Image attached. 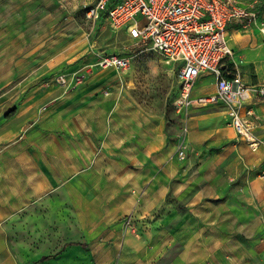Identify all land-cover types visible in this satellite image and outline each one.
<instances>
[{
  "label": "crops",
  "instance_id": "0c3cea01",
  "mask_svg": "<svg viewBox=\"0 0 264 264\" xmlns=\"http://www.w3.org/2000/svg\"><path fill=\"white\" fill-rule=\"evenodd\" d=\"M11 1L16 6L19 0ZM70 2L83 3L84 11L95 0ZM40 11V6L34 10ZM61 16L58 12L56 20ZM258 23L263 24L259 16ZM92 25L107 27L103 21ZM227 44L241 60L243 82L264 84V32L233 25ZM194 86L197 98L216 91L210 75ZM101 102L88 101L96 107L90 115L102 116ZM247 105L256 115L252 130L258 147L253 150L230 126L220 125L222 116L212 118L207 130L202 121L191 120L190 155L182 162L172 158L171 144L151 123L139 130L141 147L117 145L115 160L106 142L96 145L99 134L97 139L85 136L82 144L88 147L67 165H57L38 199L0 205V234L8 242L0 246V264H44L53 253L66 252L65 242L80 241L89 243L90 257L75 264H102L99 247L107 264H259V249H264V103L253 99ZM209 109L221 106L193 108ZM65 169L85 172L64 181ZM128 215L136 216L132 227L122 221ZM42 257L48 259L40 262Z\"/></svg>",
  "mask_w": 264,
  "mask_h": 264
},
{
  "label": "rangeland",
  "instance_id": "374dc122",
  "mask_svg": "<svg viewBox=\"0 0 264 264\" xmlns=\"http://www.w3.org/2000/svg\"><path fill=\"white\" fill-rule=\"evenodd\" d=\"M70 1L19 0L16 6L11 0L0 1L2 206L38 199L44 184L53 180L57 165H67L88 147L82 144L85 136L97 139L99 134L96 145L106 142L115 160L117 145L141 147L139 130L151 123L164 135L165 144H171L172 158L182 162L190 155L187 131L191 120L202 121V130H207L212 118L222 116L220 125L231 127L222 104H217L221 106L217 110L176 113L177 67L167 64L149 44L138 46L125 30L94 28L85 18L83 3L76 7ZM237 1L254 7L264 24V0ZM37 6L40 12H34ZM58 12L62 16L56 20ZM112 54L129 59L126 71L96 67L99 59ZM231 54L228 65L244 71L241 60ZM98 99L104 107L99 118L89 114L96 107L88 103ZM11 111L13 116H7ZM182 147L186 149L184 159L178 156ZM83 172L65 169L61 180L79 179ZM1 237L0 246L8 245ZM72 246L77 248L68 249ZM64 248L65 253H53L44 264H58L60 259L75 264L90 257L89 243L65 242ZM102 248L97 257L107 264ZM259 252V264H264V249Z\"/></svg>",
  "mask_w": 264,
  "mask_h": 264
},
{
  "label": "built area",
  "instance_id": "2783aa9c",
  "mask_svg": "<svg viewBox=\"0 0 264 264\" xmlns=\"http://www.w3.org/2000/svg\"><path fill=\"white\" fill-rule=\"evenodd\" d=\"M84 13L92 24L103 21L108 27L125 30L138 46L149 44L167 64L177 67L176 113L185 115L195 107L222 104L238 138L251 150L258 147L252 130L256 115L247 103L253 99L264 103V84L244 83L241 71L225 64L232 57L227 44L230 26L264 32L254 7L237 0H95ZM96 67L126 71L129 59L112 54L99 59ZM205 75L213 76L215 93L193 97L195 83ZM185 150L179 149L180 159ZM135 220L128 215L123 222L130 227Z\"/></svg>",
  "mask_w": 264,
  "mask_h": 264
},
{
  "label": "trees",
  "instance_id": "16d2710c",
  "mask_svg": "<svg viewBox=\"0 0 264 264\" xmlns=\"http://www.w3.org/2000/svg\"><path fill=\"white\" fill-rule=\"evenodd\" d=\"M13 114H14V111H11L7 116H13ZM47 259H48L47 257H42L40 262L47 260Z\"/></svg>",
  "mask_w": 264,
  "mask_h": 264
}]
</instances>
